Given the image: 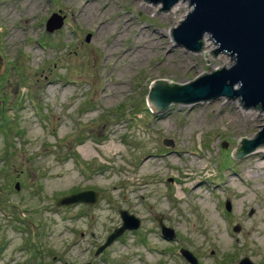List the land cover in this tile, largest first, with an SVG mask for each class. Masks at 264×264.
I'll use <instances>...</instances> for the list:
<instances>
[{"label": "rangeland", "instance_id": "rangeland-1", "mask_svg": "<svg viewBox=\"0 0 264 264\" xmlns=\"http://www.w3.org/2000/svg\"><path fill=\"white\" fill-rule=\"evenodd\" d=\"M161 6L0 0V264H189L180 248L196 264H264V168L252 160L264 146L231 155L264 124V109L219 97L153 113L145 102L151 81L182 84L233 63L211 52L208 35L197 52L174 43L171 29L192 6ZM52 13L60 21L47 30ZM141 43L151 45L146 59L125 57ZM106 147L120 152L106 158ZM234 173L244 182L229 180ZM186 178L191 189L205 179L202 196L180 190ZM81 190L98 201L54 206ZM119 210L138 227L95 255L120 225Z\"/></svg>", "mask_w": 264, "mask_h": 264}, {"label": "water", "instance_id": "water-1", "mask_svg": "<svg viewBox=\"0 0 264 264\" xmlns=\"http://www.w3.org/2000/svg\"><path fill=\"white\" fill-rule=\"evenodd\" d=\"M160 2L161 10H167L179 0H147ZM191 10L171 29L174 43L197 52L202 49V38L208 35L216 45V52H225L233 63L209 73H202L192 80L177 84L168 79H155L150 82L145 94V102L153 112H162L170 104H195L211 101L219 97L239 98L243 107L264 109V0H187ZM60 18L52 13L46 20V29L58 26ZM0 58V73L2 72ZM236 85V88L233 86ZM239 147L232 152L233 158H241L255 149L264 146V124L249 139L240 137ZM18 188V183H14ZM98 194L93 190L72 192L57 198L55 207L75 204L93 205ZM228 210V204H225ZM121 223L115 227L98 246L94 254L107 247L124 230H134L139 221L125 210L118 211ZM160 234L171 239L173 232L158 221ZM236 230V228H233ZM179 254L189 263L196 264L195 258L180 248ZM72 264V263H70ZM88 264V263H84ZM236 264L252 263L248 258H240Z\"/></svg>", "mask_w": 264, "mask_h": 264}, {"label": "bare ground", "instance_id": "bare-ground-1", "mask_svg": "<svg viewBox=\"0 0 264 264\" xmlns=\"http://www.w3.org/2000/svg\"><path fill=\"white\" fill-rule=\"evenodd\" d=\"M23 1H25V0H20V2H22L23 3ZM25 3V2H24ZM176 4V3H175ZM31 9H32V5L30 4V2L28 3V7L26 8V12L27 11H31ZM13 13H14V11L12 10V12H11V15H13ZM77 15V13H75L74 14V16H76ZM23 18H24V20L25 21H27V20H29V16H28V14L27 15H24L23 16ZM20 36V33L19 32H17V31H15L12 35H11V40L13 41V42H15L16 40H17V38ZM204 39H206L205 38V36L203 37ZM203 38H202V40H203ZM149 46H151V45H148L147 43H141L139 46H137V47H135L136 49H135V51H137V49L138 50H140V51H138L137 53L135 52H132V49L131 48H128V49H126L125 51H126V56L125 57H133V61H143L144 59H146L149 55H148V53H147V50L148 49H150V47ZM107 50H108V48H107ZM131 64V63H130ZM120 86V85H119ZM120 88H122V87H120ZM122 90V89H121ZM119 91V90H118ZM110 96V95H109ZM163 112V111H162ZM156 113H160V112H156ZM119 150L118 149H110V148H104V155H105V157L106 158H110V157H112V156H114V155H116L117 153L119 154ZM254 152H255V150H254ZM185 152H182V151H180V154H175L176 156H178L179 158H181V156H183V154H184ZM86 156H88V154H86L85 155V157ZM262 158H264V152H256V153H254L253 154V156H252V160H253V162H255V164L257 165V167L259 166L260 168H261V170L264 168L263 167V164H261L260 163V160L262 159ZM173 165H175V163H173ZM233 174V173H232ZM235 174V179H234V175H231V177L229 178V180L230 179H232V180H236L238 183H243L244 182V180H245V178L243 177H240L239 175H237L236 173H234ZM185 176H187V175H185ZM189 178H186V179H184V180H182V184H183V186H182V189H180V190H185V191H187V193H188V196L189 197H191V196H194V195H196L197 194V196L199 195V196H202V193L200 192V190H201V185L202 184H204L205 183V179L204 178H202L200 181H199V183H201V184H199V188L198 189H191V188H189L190 187V185H189ZM231 182V181H230ZM229 182V183H230ZM231 184V183H230ZM205 185V184H204ZM179 192V191H178ZM173 198L175 199V200H177V201H181V200H183L185 197L184 196H182V195H178V194H175L174 196H173ZM202 208H203V206H202ZM212 218V217H211ZM215 219V218H214ZM213 218L211 219V220H214ZM209 234H211L212 235V233H208V235ZM210 236V235H209ZM212 237V236H211ZM214 239V238H213ZM210 240V239H209ZM222 240V239H221ZM216 241V240H215ZM214 241V242H215ZM220 241V240H219ZM222 241H220L219 242V244L221 243ZM225 242V241H224ZM224 242H222V243H224ZM213 243V242H212ZM216 244V243H215ZM224 244H226V243H224ZM227 245V244H226ZM226 247V246H225ZM221 250V249H220ZM223 251V250H222Z\"/></svg>", "mask_w": 264, "mask_h": 264}, {"label": "flooded vegetation", "instance_id": "flooded-vegetation-1", "mask_svg": "<svg viewBox=\"0 0 264 264\" xmlns=\"http://www.w3.org/2000/svg\"><path fill=\"white\" fill-rule=\"evenodd\" d=\"M180 255V254H179Z\"/></svg>", "mask_w": 264, "mask_h": 264}]
</instances>
